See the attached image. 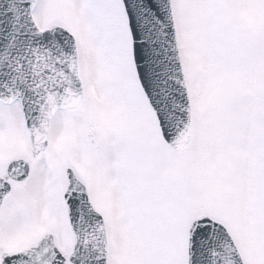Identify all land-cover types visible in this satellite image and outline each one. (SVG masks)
I'll return each mask as SVG.
<instances>
[{
    "label": "snow or ice",
    "instance_id": "1",
    "mask_svg": "<svg viewBox=\"0 0 264 264\" xmlns=\"http://www.w3.org/2000/svg\"><path fill=\"white\" fill-rule=\"evenodd\" d=\"M0 264H264V0H0Z\"/></svg>",
    "mask_w": 264,
    "mask_h": 264
}]
</instances>
